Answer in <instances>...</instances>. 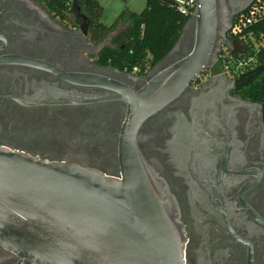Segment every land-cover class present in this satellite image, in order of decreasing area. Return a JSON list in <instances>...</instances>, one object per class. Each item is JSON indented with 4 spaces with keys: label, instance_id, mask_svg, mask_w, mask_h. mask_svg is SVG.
Masks as SVG:
<instances>
[{
    "label": "flooded vegetation",
    "instance_id": "1",
    "mask_svg": "<svg viewBox=\"0 0 264 264\" xmlns=\"http://www.w3.org/2000/svg\"><path fill=\"white\" fill-rule=\"evenodd\" d=\"M217 1L213 56L232 63L227 29L237 6ZM59 11L47 0H0V147L118 178L127 114L120 87L136 94L184 58L194 24L144 76L105 60L122 31L99 41L91 21L83 32L70 8L66 19ZM234 81L203 70L137 135L143 160L178 204L186 264H264V109ZM19 262L0 247V264Z\"/></svg>",
    "mask_w": 264,
    "mask_h": 264
},
{
    "label": "water",
    "instance_id": "2",
    "mask_svg": "<svg viewBox=\"0 0 264 264\" xmlns=\"http://www.w3.org/2000/svg\"><path fill=\"white\" fill-rule=\"evenodd\" d=\"M71 1L70 12L86 32L90 19L80 0ZM231 2L237 7L227 32L255 0ZM196 3L183 28L194 24L191 51L149 79L138 93L120 87L127 104L119 134L120 177L0 147V247L19 257V264H186L178 204L143 160L137 135L149 117L176 100L203 70L224 75L223 62L213 56L218 1ZM226 46L233 54L248 55L241 41ZM262 71L264 66H259L242 74L232 88L249 85Z\"/></svg>",
    "mask_w": 264,
    "mask_h": 264
},
{
    "label": "trees",
    "instance_id": "3",
    "mask_svg": "<svg viewBox=\"0 0 264 264\" xmlns=\"http://www.w3.org/2000/svg\"><path fill=\"white\" fill-rule=\"evenodd\" d=\"M71 2L47 0V6L59 7V14L66 19ZM80 6L90 19L93 35L99 41L111 33L122 31L115 36L113 47L104 51L105 60L114 68L137 69L144 76L175 47L190 19L178 11L174 0H147L141 13L124 10L109 26L101 22L104 9L98 0H80ZM248 33L252 35L244 42L248 55L233 54L234 62H249L247 72L264 66V19L252 26ZM241 94L245 99L261 104L264 109V71L243 87Z\"/></svg>",
    "mask_w": 264,
    "mask_h": 264
},
{
    "label": "built area",
    "instance_id": "4",
    "mask_svg": "<svg viewBox=\"0 0 264 264\" xmlns=\"http://www.w3.org/2000/svg\"><path fill=\"white\" fill-rule=\"evenodd\" d=\"M178 11L185 17H191L197 8L196 0H174ZM264 19V2L262 0H255L245 12L236 16L232 28L229 31L231 40H238L242 43L247 42L248 38H252L247 31ZM234 62V61H233ZM223 63L224 73H226L232 80H237L242 74L247 73V66L249 62H234ZM137 71V69H134Z\"/></svg>",
    "mask_w": 264,
    "mask_h": 264
},
{
    "label": "rangeland",
    "instance_id": "5",
    "mask_svg": "<svg viewBox=\"0 0 264 264\" xmlns=\"http://www.w3.org/2000/svg\"><path fill=\"white\" fill-rule=\"evenodd\" d=\"M104 9L101 22L109 26L124 11L141 13L146 8L147 0H98Z\"/></svg>",
    "mask_w": 264,
    "mask_h": 264
}]
</instances>
